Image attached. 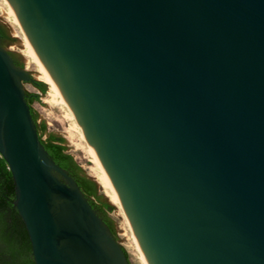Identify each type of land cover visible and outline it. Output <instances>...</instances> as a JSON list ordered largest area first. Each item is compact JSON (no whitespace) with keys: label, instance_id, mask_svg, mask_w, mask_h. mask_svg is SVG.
I'll return each mask as SVG.
<instances>
[{"label":"water","instance_id":"water-1","mask_svg":"<svg viewBox=\"0 0 264 264\" xmlns=\"http://www.w3.org/2000/svg\"><path fill=\"white\" fill-rule=\"evenodd\" d=\"M149 264H264V0H10ZM0 38V153L36 264H131L42 143Z\"/></svg>","mask_w":264,"mask_h":264},{"label":"rangeland","instance_id":"rangeland-1","mask_svg":"<svg viewBox=\"0 0 264 264\" xmlns=\"http://www.w3.org/2000/svg\"><path fill=\"white\" fill-rule=\"evenodd\" d=\"M7 9L8 6L5 0H0V22L8 26L10 36L18 39V42L9 44L6 49L16 55L21 62L20 67L29 72L32 78L42 81L36 77V73L39 70L38 65L33 63L32 60L22 52L24 35L20 27L14 23L12 17L6 15L5 12ZM44 83L45 89L42 90L31 81H21L24 91L28 96L31 95L33 97L31 106L37 114V127L39 128L42 124L46 126L45 132L38 130L39 134L42 135L44 140L47 139L50 134L64 139L63 144L67 148L66 151L70 153L80 165L81 173L96 182L101 199L112 206L111 210H107L106 216L112 222L115 237L119 243L124 246L131 264H144L140 252L136 247L133 232L126 216L116 204L113 192L101 182L99 172L96 171L92 148L80 135L76 127V121L71 116L69 109L60 99H58V101L51 100L49 85L46 82Z\"/></svg>","mask_w":264,"mask_h":264},{"label":"trees","instance_id":"trees-1","mask_svg":"<svg viewBox=\"0 0 264 264\" xmlns=\"http://www.w3.org/2000/svg\"><path fill=\"white\" fill-rule=\"evenodd\" d=\"M35 85L42 90L45 89V83L42 81H37ZM32 100L33 97L29 95L27 101L30 106ZM31 112L37 123V114L32 106ZM38 130L45 132L46 126L42 124ZM39 136L54 160L75 176L79 186L87 195H93L94 182L90 183L78 175L81 167L66 151L67 148L63 144L64 139L54 134H50L45 140L41 134ZM14 199L13 176L7 161L0 153V264H36L28 230L18 209L13 204Z\"/></svg>","mask_w":264,"mask_h":264},{"label":"bare ground","instance_id":"bare-ground-1","mask_svg":"<svg viewBox=\"0 0 264 264\" xmlns=\"http://www.w3.org/2000/svg\"><path fill=\"white\" fill-rule=\"evenodd\" d=\"M5 3L8 6V9L5 12L6 15L12 17L14 23H16L20 27V29H21V31H22V33L24 35V40L22 42V45H23L22 52H23V54L25 56H27L28 58H30L32 60V62L35 63L36 65H38V67H39V70L36 73V77L38 79L46 82L49 85V89L51 91L50 95H51V100L52 101H58V99H60V101L69 109L71 116L76 121V127L79 130L80 135L90 145L89 140L87 138V135H86L81 123L79 122L77 116L75 115L73 109L69 105V103L66 100L65 96L63 95L61 89L59 88V86L57 85V83L54 80L53 76L51 75L48 67L46 66V64L44 63L42 58L39 56L38 52L36 51V49L34 48L33 44L31 43L29 37L25 33L15 8L11 4L10 0H5ZM90 147L92 148L91 145H90ZM92 152L94 154V162H95V165H96V171L99 172V176H100L101 182L103 184H105L113 192L116 204L120 207V209L122 210L123 214L126 216V219L128 220V222H129V224L131 226V229H132V232H133V237H134V240L136 242V247H137L138 251L140 252L141 258H142L144 264H149L147 262L145 256H144V253H143V250L141 248L140 242H139V240H138V238H137V236H136V234L134 232V229H133L132 224H131V222L129 220V217H128L127 213H126V210L124 208V205L122 203V200L120 198L119 192H118L114 182L112 181L109 173L107 172V169L104 167V165L100 161L99 157L97 156V154L95 153L93 148H92Z\"/></svg>","mask_w":264,"mask_h":264},{"label":"flooded vegetation","instance_id":"flooded-vegetation-1","mask_svg":"<svg viewBox=\"0 0 264 264\" xmlns=\"http://www.w3.org/2000/svg\"><path fill=\"white\" fill-rule=\"evenodd\" d=\"M8 37L9 36H8L7 31L5 30V28L2 25H0V38H1V41L4 42ZM12 58H13V60H14V62H15V64L17 66H20L21 65V62L16 57V55H13L12 54ZM27 97H28V95H27ZM78 175L80 177L84 178L85 180L89 181L90 183H93L94 182V193H93V195H87L85 192L84 193L89 198L92 206L99 213V215L101 216V218L109 225L110 229L112 230L113 234L115 235L114 228H113V224L110 221V219L106 216L107 210H111L112 209V206L108 205L107 202H105V201H103L101 199L100 194L98 192V186H97V184H96V182L94 180H92L91 178L83 175L81 173V169L78 171Z\"/></svg>","mask_w":264,"mask_h":264}]
</instances>
